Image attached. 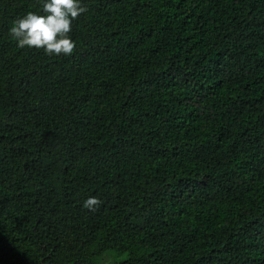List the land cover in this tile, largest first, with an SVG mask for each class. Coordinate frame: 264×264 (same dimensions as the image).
Listing matches in <instances>:
<instances>
[{"label":"trees","instance_id":"obj_1","mask_svg":"<svg viewBox=\"0 0 264 264\" xmlns=\"http://www.w3.org/2000/svg\"><path fill=\"white\" fill-rule=\"evenodd\" d=\"M42 2L0 0V264H264V0H81L71 56L9 36Z\"/></svg>","mask_w":264,"mask_h":264},{"label":"clouds","instance_id":"obj_2","mask_svg":"<svg viewBox=\"0 0 264 264\" xmlns=\"http://www.w3.org/2000/svg\"><path fill=\"white\" fill-rule=\"evenodd\" d=\"M43 15L28 11L12 21L9 36L19 48L43 50L48 56H71L76 42L69 35L73 21L88 12L81 0H43ZM101 205L96 197H89L83 207L95 211Z\"/></svg>","mask_w":264,"mask_h":264},{"label":"rangeland","instance_id":"obj_3","mask_svg":"<svg viewBox=\"0 0 264 264\" xmlns=\"http://www.w3.org/2000/svg\"><path fill=\"white\" fill-rule=\"evenodd\" d=\"M109 253H107L106 255L103 256L102 259H100V261L103 264H112L114 262V260L120 262L127 257L126 254H123V255L117 257V256L111 255Z\"/></svg>","mask_w":264,"mask_h":264}]
</instances>
